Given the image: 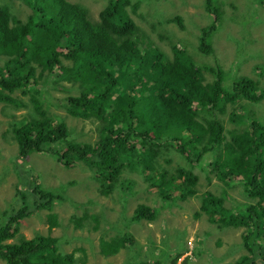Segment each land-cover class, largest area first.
Segmentation results:
<instances>
[{
	"label": "trees",
	"instance_id": "16d2710c",
	"mask_svg": "<svg viewBox=\"0 0 264 264\" xmlns=\"http://www.w3.org/2000/svg\"><path fill=\"white\" fill-rule=\"evenodd\" d=\"M20 1L32 11L24 23L13 14V0L0 4V56L6 57L7 66V70L0 68V103L14 104L15 92L25 95L31 90V108L36 113L12 126L18 157L45 153L65 168L82 163L93 173L104 196L118 190L121 193L128 186L121 178L124 169L141 170L156 194L171 205L199 196L198 168L209 178L215 175L223 187L240 184L247 202L236 203L235 210L230 211L224 206L226 189L221 196L207 191L202 193L201 210L214 225L244 229L239 248L244 253L233 264H264V118L256 117L250 106L264 100V88L250 77H240L227 89L225 73L218 63L214 67L200 66L179 45L172 47V58L147 47L149 37L125 10L130 0H108L95 23L89 19L88 8L79 3ZM204 9L212 23L202 29L198 48L211 55L212 36L224 20V8L221 0H205ZM63 59L72 65L64 66ZM37 67L55 75L56 80L80 82L83 91L69 96L64 107L74 118L95 117L101 121L96 142L74 139L67 117L43 107L46 98L36 89L40 85ZM205 71L213 73V82H206ZM238 100L247 101L252 109L242 104L229 120L237 124L250 118V126L226 134L217 113H224L227 104ZM170 149L181 157L169 172L156 163L164 151L173 153ZM165 161L172 162L169 158ZM15 166L18 175L22 177L25 172L26 178L25 183H19L23 186H16L19 206L11 208L10 215L6 213L11 206L3 211L7 217L0 223V260L6 264H86L85 248L75 249L84 254L77 261L75 253L60 251L58 237L37 234L28 239L21 235L22 219L47 209L50 228H57L61 221L55 204H75L60 192L65 187L54 190L37 183L40 176L32 171L33 166ZM77 183L73 179L68 185ZM25 188L30 189V197ZM157 209L162 212L159 207L138 203L133 216L128 217V226L155 221L160 214ZM87 217L91 215L74 214L72 228L83 230V218ZM108 217L94 213L95 229L104 221L111 229ZM125 228L126 221H120V234L101 240L99 251L104 256L110 258L135 245L133 233H125ZM80 239L87 241L86 237ZM192 254L196 256L195 251ZM181 255L176 249L164 260L160 253L151 255L146 264H178ZM190 260L187 256L181 264Z\"/></svg>",
	"mask_w": 264,
	"mask_h": 264
},
{
	"label": "rangeland",
	"instance_id": "374dc122",
	"mask_svg": "<svg viewBox=\"0 0 264 264\" xmlns=\"http://www.w3.org/2000/svg\"><path fill=\"white\" fill-rule=\"evenodd\" d=\"M9 1L0 0V4ZM67 1L86 6L89 10V19L94 23L99 20V13L109 2L108 0ZM221 1L224 8V20L212 36L214 54L211 55L198 48L202 29L212 23V17L204 9L205 0H130L125 10L140 30L149 37L147 47L157 48L172 58V47L179 45L186 55L192 57L200 66L214 67L218 63L225 73L223 82L227 89L238 82L240 77L254 79L263 89L264 5L262 0ZM13 4V14L24 23L32 15L31 9L20 0H13ZM177 17L180 19L176 20ZM155 21L159 24L152 23ZM63 65L69 67L72 62L63 59ZM0 68L7 70L5 56H0ZM14 70L16 69L12 71ZM36 73L40 83L36 89L40 92V96L44 95L46 98L43 107L67 117L74 139L80 137L84 142H96L101 133V121L95 117L74 118L68 115L64 107L69 96H78L83 91L80 82L56 80L55 75L50 76L43 67H37ZM17 74L21 75L19 72ZM205 77L206 82H213V73L205 71ZM47 79H54V82H48ZM30 92L31 90L25 95L15 92L14 104L0 103V223H3L4 218L12 213L14 209L11 208L19 206V203L15 201L16 186H23L19 183H25L26 173L22 172V177L18 175L20 171L15 164L26 163L24 169L33 166L32 171L39 174L40 179H37V183L44 188L54 190L65 187L60 192L63 196L69 197L75 206L70 201V203L55 204L54 210L59 214L61 221V226L57 228H50L47 221V214L50 211L47 209L22 219L21 235L28 239L37 234L58 237L60 251L75 253V256L79 257V259L76 258L77 261L85 254L86 264H132V262L146 264L148 259H151V255L160 253V258L164 260L172 250L176 249L182 253L178 264H181L187 256L191 259L189 264H233L243 255L244 251H240L239 248L244 229L222 228L214 225L201 210L202 193L210 191L221 196L223 189H226L227 193L225 208L230 211L235 210L236 203L248 201L240 184L223 187L215 175L211 174L209 178L198 168L196 173L201 174L198 184L199 196L176 200L171 205L156 194L154 191L156 188L151 187L147 174H143L141 170L124 169L121 178L128 186L121 193L118 190L113 195L104 196L100 193L99 184L93 178V173L82 163L74 168H65L49 154L34 152L30 153L26 159L19 158V148L13 138L12 126L25 117H32L30 114L35 113L31 108ZM238 101L236 104H227L224 113H217L225 126L226 134L235 130H246L250 126L249 123L252 120L250 118L241 120L242 122L237 124L229 120L230 114L238 110L242 104H246L248 109L253 108L252 112L257 115L256 117L264 118V100L252 103L250 105L252 108L247 101ZM169 151L173 153L164 151L156 164L159 168H165L170 172L173 171L176 160L181 156L178 157L174 149ZM166 158L171 159L172 162L167 163ZM184 160L183 163L186 165L187 161ZM31 178L33 177L28 176V179ZM73 179L78 183L68 185ZM25 191L30 193L28 188H25ZM138 203L147 204L152 208L159 207L162 212L160 213L157 209L160 214L155 221H144L142 224L128 226V217L133 216L134 207ZM9 206L11 207L8 208ZM7 208L11 210H8L7 215L3 214ZM94 213H98L101 218L108 214L111 229L104 221L99 222L96 230V222L92 221ZM74 214L80 217L83 214L91 215V217L83 218V230L72 228L71 217ZM123 220L126 221L125 233H133L135 245L123 248L108 258L99 251L100 242L102 239L109 240L117 237L120 234L117 233L119 232L117 227ZM67 224L68 227H66ZM80 237H86L87 241ZM80 247L85 248L87 253L76 252L75 249ZM192 251H195L196 256L192 254ZM0 264H6V262L0 260Z\"/></svg>",
	"mask_w": 264,
	"mask_h": 264
},
{
	"label": "clouds",
	"instance_id": "9594fccd",
	"mask_svg": "<svg viewBox=\"0 0 264 264\" xmlns=\"http://www.w3.org/2000/svg\"><path fill=\"white\" fill-rule=\"evenodd\" d=\"M96 22H98V21H96ZM17 92L20 93V94H22L21 91H17ZM17 92H16V93H17ZM16 93H14V94L12 95L14 98H15V94H16ZM22 95H23V94H22Z\"/></svg>",
	"mask_w": 264,
	"mask_h": 264
}]
</instances>
